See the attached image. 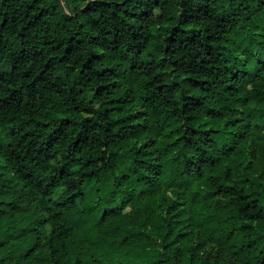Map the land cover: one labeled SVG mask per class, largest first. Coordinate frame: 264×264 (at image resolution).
<instances>
[{
  "label": "trees",
  "instance_id": "obj_1",
  "mask_svg": "<svg viewBox=\"0 0 264 264\" xmlns=\"http://www.w3.org/2000/svg\"><path fill=\"white\" fill-rule=\"evenodd\" d=\"M0 264H264V0H0Z\"/></svg>",
  "mask_w": 264,
  "mask_h": 264
}]
</instances>
